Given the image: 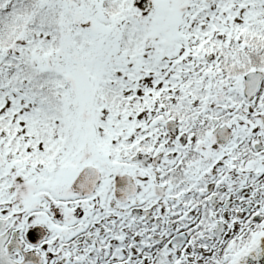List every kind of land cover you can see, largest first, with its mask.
Returning <instances> with one entry per match:
<instances>
[{
	"label": "snow or ice",
	"instance_id": "6c2138e0",
	"mask_svg": "<svg viewBox=\"0 0 264 264\" xmlns=\"http://www.w3.org/2000/svg\"><path fill=\"white\" fill-rule=\"evenodd\" d=\"M0 264H264V0H0Z\"/></svg>",
	"mask_w": 264,
	"mask_h": 264
}]
</instances>
